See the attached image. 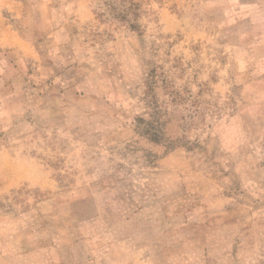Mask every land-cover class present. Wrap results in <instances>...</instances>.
I'll return each mask as SVG.
<instances>
[{
  "label": "rangeland",
  "instance_id": "obj_1",
  "mask_svg": "<svg viewBox=\"0 0 264 264\" xmlns=\"http://www.w3.org/2000/svg\"><path fill=\"white\" fill-rule=\"evenodd\" d=\"M135 1L0 0V264H264V0Z\"/></svg>",
  "mask_w": 264,
  "mask_h": 264
},
{
  "label": "trees",
  "instance_id": "obj_2",
  "mask_svg": "<svg viewBox=\"0 0 264 264\" xmlns=\"http://www.w3.org/2000/svg\"><path fill=\"white\" fill-rule=\"evenodd\" d=\"M102 3L105 7V12H109L117 18L128 22L132 29H139L138 20L141 10V4L139 2L135 0H103ZM167 113V110L164 112L160 108L158 101L155 100L153 112L149 114L151 119L147 120L143 116H138L134 119V122H136V125H145L144 129L151 136V139L154 142H159L161 141L163 128L167 122L165 117ZM190 148L193 150L194 147Z\"/></svg>",
  "mask_w": 264,
  "mask_h": 264
}]
</instances>
